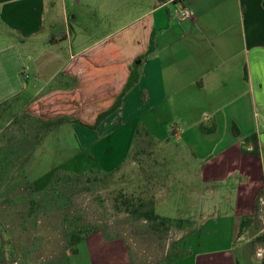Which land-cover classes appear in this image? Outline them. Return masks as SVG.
<instances>
[{
	"label": "crops",
	"instance_id": "0c3cea01",
	"mask_svg": "<svg viewBox=\"0 0 264 264\" xmlns=\"http://www.w3.org/2000/svg\"><path fill=\"white\" fill-rule=\"evenodd\" d=\"M60 4L65 8V0H0V90L6 92L0 102L19 95L22 110L34 116L68 117L93 126L114 106L130 66L147 52L155 32L156 51L143 65L139 83L102 122L99 134L132 125L143 128L158 146L180 139L190 151L181 164L190 156L201 161L190 171L222 174L210 176L208 183H227L230 203L242 199V207L226 218L237 236L241 219L258 215L264 197V0H86L84 6L113 29L86 43L72 38L68 24L60 35L49 36L58 28ZM140 4H146L141 15L124 23L123 14L138 13ZM183 9L190 19L180 17ZM11 32L17 35L18 51ZM251 136L258 138L260 162L244 153ZM201 178L205 175L195 177L194 185ZM168 204L163 199L151 207L162 217L181 219L179 212L169 213ZM192 218L186 220H197ZM186 230H176L179 244ZM252 231L253 226L245 235ZM258 234L239 241L251 245ZM209 255L197 253L188 260L240 264L232 251L226 258ZM253 256L251 251L248 264L255 263Z\"/></svg>",
	"mask_w": 264,
	"mask_h": 264
},
{
	"label": "rangeland",
	"instance_id": "374dc122",
	"mask_svg": "<svg viewBox=\"0 0 264 264\" xmlns=\"http://www.w3.org/2000/svg\"><path fill=\"white\" fill-rule=\"evenodd\" d=\"M154 1L159 4V0ZM85 3L86 0H80V5H76V0H65V8L60 4L56 18L58 28L49 30V36L60 35L64 24H68L73 39L80 36L85 43L112 31L102 25L101 14L84 6ZM142 7L146 8V4H140L138 13L135 10L124 13V23L141 15ZM9 37L12 43L16 42L18 51L16 33L11 32ZM5 94L0 90V99L5 98ZM20 105L10 111L11 116L0 121V130H3L0 147L10 138L20 136L18 127L10 123L13 115L22 111ZM98 130L89 127L86 130L78 124L57 127L35 148L25 164L28 182L18 183L0 199V228L18 253V264H67L68 258L71 264H190L189 257L197 253L226 258L228 251H232L240 264H248L246 258L251 251L255 263L263 259L264 248L242 246V240L236 241L234 224L226 220L242 207V199L230 203L225 198L230 191L227 183L218 186L208 183L210 176L222 174L190 171L203 165L201 161L190 156V162L181 164L182 158L187 159L183 155L190 154L184 142L175 137L168 142L161 141L162 146L155 142L150 144V140L139 139L146 131L132 125L116 127L108 135L104 131L100 135ZM136 139L139 141L134 144ZM118 167L116 173L105 178L100 173L98 181L88 183L84 176L83 182L65 187L62 182L56 191L49 190L55 174H88L93 178L97 173H89L92 168L114 172ZM202 174L205 178L194 185L195 177ZM28 183L34 184L35 193L27 189ZM120 190L140 191L150 208L160 200H167L169 213L179 212L178 218L190 219L191 216L197 220L191 222L184 242L179 244L180 235L176 230L154 234L147 223L116 214L113 200ZM158 211H162L161 208ZM80 226L99 230L78 246V254L69 256L67 235ZM257 233H264V205L254 219L253 231L245 235V239L250 240ZM176 246L177 251H186L185 255L167 261V254L170 256Z\"/></svg>",
	"mask_w": 264,
	"mask_h": 264
},
{
	"label": "trees",
	"instance_id": "16d2710c",
	"mask_svg": "<svg viewBox=\"0 0 264 264\" xmlns=\"http://www.w3.org/2000/svg\"><path fill=\"white\" fill-rule=\"evenodd\" d=\"M156 33L152 34L150 39V44L147 52L139 57H137L132 65L130 66V75L127 83L124 86V89L120 95L116 98L114 106L100 114L96 120V123L93 126H86L80 123L77 120H73L68 117H59L56 119H43L37 116H34L28 113L25 110L17 112L16 115L11 119V122L18 127L19 137L10 138L7 144L3 147H0V199L11 189L18 185V183H27L28 177L26 175L25 164L32 156L36 147L41 145V143L48 137V135L53 132L57 127L66 125V124H78L84 127H89L94 130H98L102 122L113 114L117 109L122 105V102L125 96L139 83L142 75V67L148 62L156 51V42H155ZM24 106V99L21 96H17L12 100L6 101L0 104V121L4 120V117L11 116L10 111L17 105ZM205 131V130H204ZM3 130H0L2 133ZM212 130H208L207 133H211ZM233 133L236 137L240 135L236 126L233 127ZM145 136L139 139L150 140L149 143L153 144L154 141L150 139L147 132L144 133ZM139 139L134 140V144H137ZM253 145L252 151L247 150V145ZM244 153L259 157L260 156V147L258 143L257 136H251L245 140ZM138 152H136L137 154ZM130 157V156H129ZM135 155L133 156L135 160ZM93 162V159H92ZM92 168L89 170V173H97L93 178L88 176V174H66L59 175L55 174L54 180L51 182L52 191H56V187L63 182V186H70L83 182V178H86V181H98V175L101 173L102 177L116 173L120 169L118 167L114 172H104L101 170H94ZM86 176V177H84ZM27 189L31 193H35L34 184L28 183L26 185ZM136 191V190H135ZM134 191H124L120 190L117 192L113 200V210L116 214H125L131 217L132 220L143 222L148 224L149 230L154 234H168L172 230H186L191 227L190 220L186 219H171L162 217L156 213L154 208H150L147 204V199L143 196L142 193ZM260 203V202H259ZM259 207V206H258ZM258 209V208H257ZM257 216V214H256ZM253 217H243L240 222L237 240L242 239L246 232L253 226L254 219ZM97 228H90L86 226H80L72 229L68 235V251L70 252L69 256L78 254V246L87 240V238L95 233ZM257 245L264 248V233L258 234L252 241V248H256ZM174 252L177 251V246L174 247ZM172 252L170 256H166L167 261H172V258L185 255L186 251H177ZM173 259V260H174ZM19 255L16 252L15 248L11 245L9 240L5 239L4 233L0 228V264H18ZM166 261V263H167ZM67 264H71L70 258L67 259ZM253 264H264V257L258 263Z\"/></svg>",
	"mask_w": 264,
	"mask_h": 264
},
{
	"label": "built area",
	"instance_id": "2783aa9c",
	"mask_svg": "<svg viewBox=\"0 0 264 264\" xmlns=\"http://www.w3.org/2000/svg\"><path fill=\"white\" fill-rule=\"evenodd\" d=\"M180 17L183 18V19H190L191 18V13L188 10L183 9L180 12ZM260 204L264 205V200H260Z\"/></svg>",
	"mask_w": 264,
	"mask_h": 264
}]
</instances>
